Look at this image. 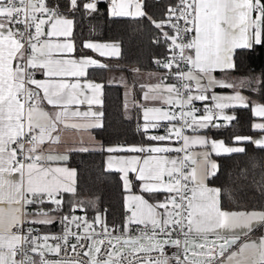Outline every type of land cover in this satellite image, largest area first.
<instances>
[{
  "label": "snow or ice",
  "instance_id": "obj_1",
  "mask_svg": "<svg viewBox=\"0 0 264 264\" xmlns=\"http://www.w3.org/2000/svg\"><path fill=\"white\" fill-rule=\"evenodd\" d=\"M154 5L157 17L146 0H0V264H264V207H244L232 189L210 184L220 171L213 156L247 155L249 145L264 152V67L252 66L264 51V0ZM105 14L156 30L163 53L153 58L161 71L147 73L154 83L137 84L138 67L128 70L131 84L124 75L90 78V69L125 71L75 55L77 17ZM121 47L86 40L80 50L119 59ZM114 84L125 89L124 118L139 110L140 143L94 134ZM241 109L256 135L234 131ZM66 129L77 134L71 144ZM73 154L103 155V173L122 189L121 223H108L99 197L79 195Z\"/></svg>",
  "mask_w": 264,
  "mask_h": 264
},
{
  "label": "trees",
  "instance_id": "obj_2",
  "mask_svg": "<svg viewBox=\"0 0 264 264\" xmlns=\"http://www.w3.org/2000/svg\"><path fill=\"white\" fill-rule=\"evenodd\" d=\"M102 13H106V6L101 4ZM150 15L157 17L159 9L154 5V0H146V9ZM76 26V54H89L87 49L81 51L80 46L84 40H116L121 43V58L117 59L118 65L125 69L124 73L128 82L132 83L134 74L128 71L132 68H140L141 73L157 69L153 64L154 57H160L163 49L152 43V37L156 30L147 21L140 23L128 19L119 21L110 20L107 15H102L91 21H80L77 17ZM95 31H92V28ZM252 66L259 73L264 67V51L252 60ZM245 66L242 71L247 72ZM91 76L99 81L105 78L98 76V72L90 70ZM99 74V73H98ZM139 84V79H137ZM139 91V88L137 89ZM124 92L123 87L112 85L105 89V127L103 130H95L94 134L105 144L116 143H140L141 137L136 133L137 109L130 108L131 120L124 118L123 112ZM239 124L235 132L241 135H254L250 128L252 121L251 113L247 110H237ZM217 138H225L230 132L211 133ZM231 143V141H228ZM102 154H73L70 165L78 169V188L82 198L99 197L101 210L108 209V223H121L123 220V199L120 182L115 174L108 176L103 173ZM220 166L218 178L210 182L212 186L228 187L233 190V195L240 205L247 208L264 207V189L258 190L264 174V152L254 149L249 145L247 155L233 154L231 156L216 157ZM256 164L257 167H253ZM247 170V179L241 176L242 170ZM225 208H234L235 205L225 202ZM82 214V213H81ZM92 213H89L91 216Z\"/></svg>",
  "mask_w": 264,
  "mask_h": 264
},
{
  "label": "crops",
  "instance_id": "obj_3",
  "mask_svg": "<svg viewBox=\"0 0 264 264\" xmlns=\"http://www.w3.org/2000/svg\"><path fill=\"white\" fill-rule=\"evenodd\" d=\"M87 40H91V41H95V42H118L116 40H97V39H87ZM84 41H86V40H84ZM88 51H90V50H88ZM75 55H77V56H82V55L92 56L93 58H96L98 60H101V61H103L105 63L111 64V65H114V66L118 64L117 63V58H104V57H100L98 54L93 53L91 51H90L89 54H76L75 53ZM90 70L91 71H94V72H98L99 73V74L97 73L98 76H100V74H101V76L105 78V81H108V80H110L112 78H116L118 80L119 79V76H121V75H124L125 76V73L124 72L119 71L115 67L112 70H107V69H104V70H100V69H90ZM158 71H161V70L154 69V70H150V71H147V72H144V73H140L139 74V77H138L139 83H154L155 80H149L148 79L147 73L148 72H158ZM90 78L96 80L97 82H100L99 80L95 79L92 76H90ZM129 84H131V83L129 82ZM124 91H125V89L123 88V92ZM140 96H141L140 90L139 91L136 90V98L137 99H140ZM137 111H139V110L137 109ZM140 122H142V120ZM254 135H256V134H254ZM77 138H78L77 137V134L73 130H71V129L64 130V132L62 134V139L65 140L69 144H71ZM97 140H100V139L97 138ZM213 159L216 160V156H213ZM260 234H261V230L260 229H257L256 235H260Z\"/></svg>",
  "mask_w": 264,
  "mask_h": 264
},
{
  "label": "built area",
  "instance_id": "obj_4",
  "mask_svg": "<svg viewBox=\"0 0 264 264\" xmlns=\"http://www.w3.org/2000/svg\"><path fill=\"white\" fill-rule=\"evenodd\" d=\"M154 64V63H153ZM155 65V64H154ZM59 229L58 228H56V229H54V231H58ZM170 251H172V250H170Z\"/></svg>",
  "mask_w": 264,
  "mask_h": 264
},
{
  "label": "rangeland",
  "instance_id": "obj_5",
  "mask_svg": "<svg viewBox=\"0 0 264 264\" xmlns=\"http://www.w3.org/2000/svg\"><path fill=\"white\" fill-rule=\"evenodd\" d=\"M120 77V76H119Z\"/></svg>",
  "mask_w": 264,
  "mask_h": 264
}]
</instances>
